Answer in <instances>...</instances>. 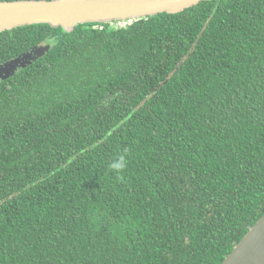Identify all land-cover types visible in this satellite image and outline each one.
<instances>
[{
	"label": "trees",
	"instance_id": "16d2710c",
	"mask_svg": "<svg viewBox=\"0 0 264 264\" xmlns=\"http://www.w3.org/2000/svg\"><path fill=\"white\" fill-rule=\"evenodd\" d=\"M40 44L0 80V264H220L264 213V0L0 30V64Z\"/></svg>",
	"mask_w": 264,
	"mask_h": 264
},
{
	"label": "water",
	"instance_id": "95a60500",
	"mask_svg": "<svg viewBox=\"0 0 264 264\" xmlns=\"http://www.w3.org/2000/svg\"><path fill=\"white\" fill-rule=\"evenodd\" d=\"M204 0H0V30L48 23L71 31L85 22L136 19L160 12L177 13ZM49 44L0 64V80L12 76L49 49ZM220 264H264V213L234 245Z\"/></svg>",
	"mask_w": 264,
	"mask_h": 264
},
{
	"label": "clouds",
	"instance_id": "9594fccd",
	"mask_svg": "<svg viewBox=\"0 0 264 264\" xmlns=\"http://www.w3.org/2000/svg\"><path fill=\"white\" fill-rule=\"evenodd\" d=\"M138 19V18H136ZM135 19H130V18H126V19H121V20H116L117 24L120 25H125L128 23H131L132 21H134ZM127 152V149H125V153ZM127 166V160L125 158V155H119L117 158H115L110 164H109V168L116 171V172H120L122 171L124 168H126Z\"/></svg>",
	"mask_w": 264,
	"mask_h": 264
}]
</instances>
